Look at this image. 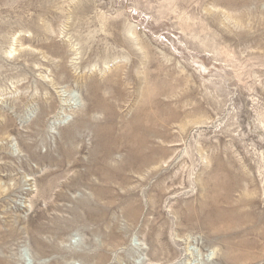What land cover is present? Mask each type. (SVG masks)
Masks as SVG:
<instances>
[{"label": "rangeland", "instance_id": "obj_1", "mask_svg": "<svg viewBox=\"0 0 264 264\" xmlns=\"http://www.w3.org/2000/svg\"><path fill=\"white\" fill-rule=\"evenodd\" d=\"M0 264H264V0H0Z\"/></svg>", "mask_w": 264, "mask_h": 264}, {"label": "bare ground", "instance_id": "obj_2", "mask_svg": "<svg viewBox=\"0 0 264 264\" xmlns=\"http://www.w3.org/2000/svg\"><path fill=\"white\" fill-rule=\"evenodd\" d=\"M69 137V136H68ZM71 137V136H70ZM69 140H72V138H70ZM230 189V188H229Z\"/></svg>", "mask_w": 264, "mask_h": 264}]
</instances>
